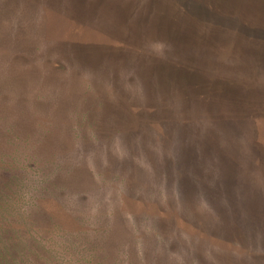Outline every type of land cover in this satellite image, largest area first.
<instances>
[{"label":"rangeland","instance_id":"1","mask_svg":"<svg viewBox=\"0 0 264 264\" xmlns=\"http://www.w3.org/2000/svg\"><path fill=\"white\" fill-rule=\"evenodd\" d=\"M0 264H264V0H0Z\"/></svg>","mask_w":264,"mask_h":264}]
</instances>
